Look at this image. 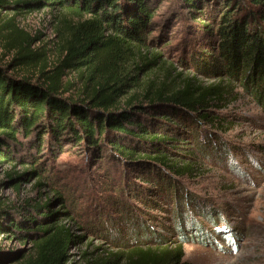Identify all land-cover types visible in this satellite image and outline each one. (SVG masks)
Returning a JSON list of instances; mask_svg holds the SVG:
<instances>
[{"label": "trees", "instance_id": "16d2710c", "mask_svg": "<svg viewBox=\"0 0 264 264\" xmlns=\"http://www.w3.org/2000/svg\"><path fill=\"white\" fill-rule=\"evenodd\" d=\"M163 1L0 0V166L27 167L9 173L10 184L35 178L54 188L34 203L0 202V264H76V210L41 168L43 156L68 147L113 169L102 178L111 194L97 203L104 220L83 223L110 247L85 251L80 264H183L185 240L215 239L197 215L226 233L185 180L206 157L229 155L218 110L237 87L264 103V0H173L167 12ZM44 8L60 11L54 62L18 20ZM178 19L187 73L166 65L172 39L153 47ZM155 211L175 212L181 242L170 239L169 215Z\"/></svg>", "mask_w": 264, "mask_h": 264}, {"label": "rangeland", "instance_id": "374dc122", "mask_svg": "<svg viewBox=\"0 0 264 264\" xmlns=\"http://www.w3.org/2000/svg\"><path fill=\"white\" fill-rule=\"evenodd\" d=\"M173 0H164L160 11H170ZM175 6V5H173ZM176 7V6H175ZM60 16L59 10L48 8L40 9L24 14L18 18L22 27L39 34V40L35 44L37 50L49 49L52 62L56 61L59 53L56 43V26ZM181 19L183 15L180 16ZM181 19L176 21V26L168 30V36L161 44L153 47L158 49L172 39V48H163L166 65L172 67V63L184 73L190 71L179 63L181 50L175 46L179 42L178 31L182 26ZM178 27V29H176ZM200 48L202 50L203 47ZM229 105L218 110L222 117L229 123L224 125L228 129L222 132V139L230 145L229 155L223 158L220 154L214 157H206L203 164L193 178L185 180L186 186L198 194L203 202L214 207V215L221 218L219 225L226 233H216L215 225L201 215H197L199 226L211 233L215 238L212 244H204L200 241L189 239L184 242L183 264H264V103L257 99L250 90L237 87L234 97ZM231 157L235 161L230 164ZM41 168L48 179L43 182H52L57 188L64 191L68 198V205L76 210V218L79 223L72 222L71 228L76 235H83L81 242L71 245V262L80 264L82 254L97 247H110L105 238L90 232L86 224H96L103 221L104 217L98 215L102 211L97 203L111 194V189L102 182L105 168L111 166L110 162L90 161L81 149L68 147L59 157L54 158L46 154ZM27 167H12L9 164L0 166V202L18 205L29 199L31 203L37 202L41 197H54V188L49 184L38 186L37 180L22 181L19 186L10 184L9 173L22 172ZM109 174V173H108ZM102 194V195H101ZM209 205V206H210ZM56 208L59 204L55 205ZM166 206V205H165ZM173 209V208H171ZM172 211V210H171ZM159 216L169 215L167 226L171 241L181 242L175 212L155 211ZM81 218V219H80ZM84 220V222H83ZM88 223V224H89ZM201 223V224H200ZM107 225V224H106ZM220 227V226H219ZM124 235L132 238L130 226L126 227ZM210 234V235H211ZM226 236V237H225ZM230 237V238H229ZM6 243L8 241H5ZM17 248H28V244L10 243ZM102 251V250H101Z\"/></svg>", "mask_w": 264, "mask_h": 264}]
</instances>
